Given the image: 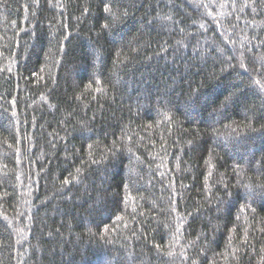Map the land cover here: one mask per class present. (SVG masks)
<instances>
[{
    "label": "trees",
    "instance_id": "trees-1",
    "mask_svg": "<svg viewBox=\"0 0 264 264\" xmlns=\"http://www.w3.org/2000/svg\"><path fill=\"white\" fill-rule=\"evenodd\" d=\"M0 264H264V0H0Z\"/></svg>",
    "mask_w": 264,
    "mask_h": 264
},
{
    "label": "snow or ice",
    "instance_id": "snow-or-ice-1",
    "mask_svg": "<svg viewBox=\"0 0 264 264\" xmlns=\"http://www.w3.org/2000/svg\"><path fill=\"white\" fill-rule=\"evenodd\" d=\"M105 11H110V9L106 7ZM105 27H106V26H105ZM229 101H230V98H229ZM226 102H228V101H226ZM66 183H67V181H66ZM238 198H239V197H238Z\"/></svg>",
    "mask_w": 264,
    "mask_h": 264
}]
</instances>
